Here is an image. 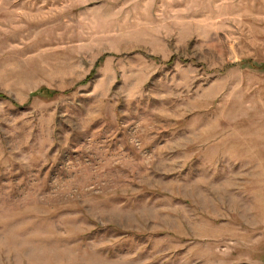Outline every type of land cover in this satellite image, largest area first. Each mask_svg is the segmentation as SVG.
Here are the masks:
<instances>
[{
	"label": "rangeland",
	"instance_id": "1",
	"mask_svg": "<svg viewBox=\"0 0 264 264\" xmlns=\"http://www.w3.org/2000/svg\"><path fill=\"white\" fill-rule=\"evenodd\" d=\"M0 264H264V0H0Z\"/></svg>",
	"mask_w": 264,
	"mask_h": 264
}]
</instances>
